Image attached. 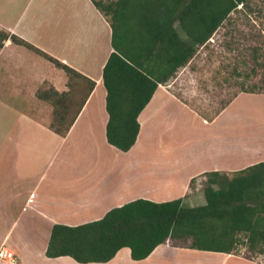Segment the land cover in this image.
I'll list each match as a JSON object with an SVG mask.
<instances>
[{
    "label": "crops",
    "instance_id": "0c3cea01",
    "mask_svg": "<svg viewBox=\"0 0 264 264\" xmlns=\"http://www.w3.org/2000/svg\"><path fill=\"white\" fill-rule=\"evenodd\" d=\"M93 1L0 0V33L8 35L0 48V249L15 259L0 264H81L46 256L54 225L97 221L140 199L202 206L195 194L209 178L264 161V123L237 106L262 94H238L209 120L167 82L140 112L131 149L108 144L102 72L114 50L111 27ZM255 132L260 138L246 142ZM171 242L140 261L124 247L106 263L87 264H263Z\"/></svg>",
    "mask_w": 264,
    "mask_h": 264
},
{
    "label": "trees",
    "instance_id": "16d2710c",
    "mask_svg": "<svg viewBox=\"0 0 264 264\" xmlns=\"http://www.w3.org/2000/svg\"><path fill=\"white\" fill-rule=\"evenodd\" d=\"M93 4L111 27L114 50L102 72L108 114L106 140L127 152L137 139V118L157 86L184 67L237 7L247 8L248 0H116ZM117 37L122 41V52L117 51ZM7 38L6 33H0V48ZM9 38L71 71L28 43ZM250 57L253 65L245 76L248 81L236 82L237 91L208 117L195 109L200 116L211 120L241 93L264 95V51L253 48ZM234 72L237 78H244L238 68ZM216 176L206 182V203L202 206L186 207L181 199L165 203L140 199L111 209L97 221L75 227L54 225L45 254L48 258L67 256L81 264L106 263L126 247L131 259L140 261L169 240L188 242L187 248L199 251L238 255L244 248L248 254H264V161L232 173L231 178Z\"/></svg>",
    "mask_w": 264,
    "mask_h": 264
},
{
    "label": "rangeland",
    "instance_id": "374dc122",
    "mask_svg": "<svg viewBox=\"0 0 264 264\" xmlns=\"http://www.w3.org/2000/svg\"><path fill=\"white\" fill-rule=\"evenodd\" d=\"M97 1L105 4L116 0ZM175 28L180 33L177 23ZM121 42L120 37H117L118 52H122ZM227 44L231 47L228 48ZM253 48L264 51L263 0H248L247 8L237 7V10L232 12L213 33L207 44L198 48L190 61L166 84L176 96L208 117L223 101L228 100L237 91L236 82L248 81L245 76L250 73L253 65L250 57ZM235 68H238L244 78L236 77ZM237 106L250 116L254 124L264 123V95L245 96ZM252 137L248 136L246 142H256L254 139L260 138L256 136V132ZM227 176L231 178L232 174ZM207 187L206 183L199 191L200 193L195 194L197 199L195 204L200 201L199 198L205 199ZM212 188L217 189L218 185H212ZM188 244V242H173L172 245L187 247ZM238 256L264 264V254H248L242 248Z\"/></svg>",
    "mask_w": 264,
    "mask_h": 264
},
{
    "label": "built area",
    "instance_id": "2783aa9c",
    "mask_svg": "<svg viewBox=\"0 0 264 264\" xmlns=\"http://www.w3.org/2000/svg\"><path fill=\"white\" fill-rule=\"evenodd\" d=\"M0 260L9 263H14L15 261L13 253L8 252L5 248L0 249Z\"/></svg>",
    "mask_w": 264,
    "mask_h": 264
}]
</instances>
